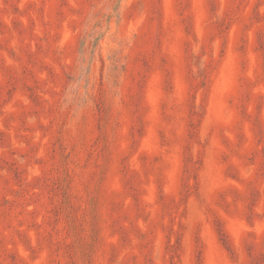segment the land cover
Segmentation results:
<instances>
[{
	"label": "rangeland",
	"instance_id": "rangeland-1",
	"mask_svg": "<svg viewBox=\"0 0 264 264\" xmlns=\"http://www.w3.org/2000/svg\"><path fill=\"white\" fill-rule=\"evenodd\" d=\"M0 264H264V0H0Z\"/></svg>",
	"mask_w": 264,
	"mask_h": 264
}]
</instances>
